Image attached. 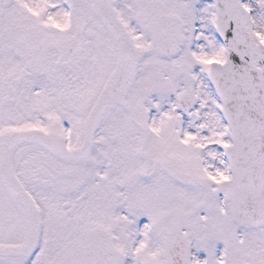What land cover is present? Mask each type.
Wrapping results in <instances>:
<instances>
[{"label":"snow or ice","instance_id":"1","mask_svg":"<svg viewBox=\"0 0 264 264\" xmlns=\"http://www.w3.org/2000/svg\"><path fill=\"white\" fill-rule=\"evenodd\" d=\"M0 264H264V0H0Z\"/></svg>","mask_w":264,"mask_h":264}]
</instances>
